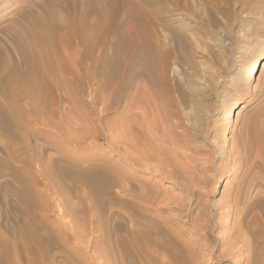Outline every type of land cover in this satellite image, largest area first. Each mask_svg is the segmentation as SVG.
<instances>
[{"label":"bare ground","instance_id":"bare-ground-1","mask_svg":"<svg viewBox=\"0 0 264 264\" xmlns=\"http://www.w3.org/2000/svg\"><path fill=\"white\" fill-rule=\"evenodd\" d=\"M56 1L58 5L62 3V0ZM85 1L65 0L61 8L53 3L54 0H44L40 12L33 8L29 12L21 9L4 20L11 23H0V145L4 146L6 156L23 168L30 170L37 166V174L34 173L29 183L34 188L31 204L25 209L18 205L14 207L15 213L20 215H15V223L24 216L29 225L7 229V239L2 234V242L10 241L14 250L4 253L3 264H22L18 259L20 251L30 254L35 259L34 264H93V260L97 263L98 256L104 253L109 258L118 259V264H203L206 256L211 260L214 258V264H238L239 256L246 264H264V104L243 121L237 133L232 134L229 148L225 146L224 138H220L219 130L209 132L207 128L203 129L204 126V134L201 127L199 130L200 135H205V145H197L192 141L194 138L190 139L191 131L180 122L176 110L167 115L169 120H164L167 128L157 138L160 126L149 123L145 113L138 108L140 86L137 81L142 76L147 77V71L157 70L156 73L164 77L165 68L155 62L139 65L124 60L129 55L130 46L133 49L131 58L139 47L155 56L160 47L145 40L134 41L131 37V33H135L133 26L126 14L120 16L119 3L116 2L111 11L106 7L104 14L102 4L96 2L93 7H87ZM10 2L0 0V9L8 8ZM26 13H32V16L27 17ZM120 27H124L119 32L120 39H115L112 46L121 53L127 51V54L118 57L117 61L115 57L105 65L102 62L103 46H106L112 28L119 30ZM69 50L73 52L72 57ZM263 62L264 54L251 63L247 71L251 80L263 68ZM132 85L134 112L130 116L131 123L127 128L121 126L111 132V137L122 139L119 143L127 149L122 155L126 166L170 180L187 200L175 199L173 193L170 194L172 191L140 179L137 173H126L125 165L105 162L100 170L107 185L98 209L104 216L116 213V218L113 228L103 221L97 234L103 238L104 246L100 247L99 241V247L92 249V257L87 259L82 250L86 227L75 221L50 220L52 214L59 217L73 215L72 206L60 191L63 181L60 189L54 182L59 174L52 162H45L43 154H28L25 145L12 147V140H7V129L18 130L30 126L32 121L37 123L40 121L38 113L44 112L43 116L57 119L60 128L67 130V125L78 120L87 130L92 120H86L84 114L76 110L72 111L71 118H67L58 111V98L83 105L76 95L88 90L91 92L90 104L94 109L100 104L98 112L102 113L121 89ZM155 102L161 105V99ZM248 105V102L241 105V110ZM235 111V108L230 110L228 117H233ZM165 116L163 114L161 118ZM69 119H73L71 123H68ZM70 132L67 131V136L76 138L77 132L82 130L76 128L71 132L75 134ZM127 132L131 139L125 143ZM84 134L89 133L85 131ZM229 173L236 176L232 192L224 190L222 198L227 200L221 198L223 202L210 204L215 183ZM38 185L43 190L38 189ZM113 188L117 189L113 191ZM56 196L63 197V210L58 206L54 209ZM85 199L89 201L87 197ZM111 201L126 207L127 214L121 213L120 208L114 212ZM197 206H202L203 215L197 213L199 216L194 217L192 213ZM89 207L93 208L91 204ZM166 212L173 215L167 213L165 217ZM210 223L218 229L228 224L232 227L229 231L225 229L227 232L224 231L223 235L217 233L213 237ZM187 226L195 231H190ZM72 241L77 242L75 247ZM211 245L213 250H209ZM53 250L64 251L60 263H57L56 255L51 254ZM235 256L239 258L237 261ZM29 263L25 259L24 264Z\"/></svg>","mask_w":264,"mask_h":264},{"label":"rangeland","instance_id":"rangeland-1","mask_svg":"<svg viewBox=\"0 0 264 264\" xmlns=\"http://www.w3.org/2000/svg\"><path fill=\"white\" fill-rule=\"evenodd\" d=\"M10 1L8 8L5 10L0 9L1 24L11 23V21H6V23L4 20L9 16L12 17L21 9L29 12V9L33 8L35 12H40L39 9L44 4V0ZM27 1H31L30 4ZM64 1L62 0L59 5L56 0L53 3L62 8L64 7ZM96 2L103 5L104 14L106 13V7L111 11L116 7V2L119 3L120 16L126 14L133 26L135 33L132 32L131 37L134 41L140 43L145 40L147 43L157 45L161 49L158 55L155 56L143 47H139L134 58H131L130 54H133V49L130 46V49H128L129 55L124 60L139 65L155 62L165 68L164 77L159 76V73H156L157 70L155 72L147 71L148 76H142L137 81L140 86L138 108L145 113L149 123L160 126L156 137H160L161 131L166 130L164 120H169L167 115L176 110L178 116L180 115V122L184 123L186 129L188 128L187 131H191V134L189 133L190 139L194 138L192 141L196 142L197 145L202 143L205 145V135L200 134L201 130L204 134L203 129L207 128V131H211V129L219 130L222 134V136L220 134V138H224L225 146L229 148L232 134L237 133L243 121L253 116L264 104V66L259 69L254 80H251L247 73L251 63L264 54V0L85 1L87 7H93ZM26 15L29 17L32 16V13L30 15L26 13ZM123 29L124 27H120L119 30L112 28L113 31L107 38L106 46H103V64H109L115 57L117 61L118 57L127 54V51L121 53L115 50V46H112L115 39H120L119 32ZM68 53L71 57L73 56L71 50ZM133 93L134 85L123 91L121 89L113 98L109 108L102 113L98 112L101 107L100 104L95 109L90 104L91 92L88 90H85V93L76 95V98L84 103L83 105L69 103L64 98L59 97L57 102L58 111L65 114L66 117L68 116L67 118H71L72 111L76 110L82 112L85 119L87 118L86 120H92V124L87 130L84 128V124L78 120H74L72 122L74 124H70L71 126L67 125V130L60 128L57 119L48 117L46 114L47 117L43 116L44 112L38 113L40 123L32 121L30 126L28 124L22 129H11V131L7 129V131L9 130L7 140H12V147L16 144L25 145L26 148L28 147V154L33 156L43 154L42 157L45 162L47 160L52 162L54 170L59 174L54 182L60 189L62 186L61 181H63L64 186L61 187L60 191L72 206L73 215L71 217L64 214L59 217L57 214H52L50 220L75 221L86 227L87 234L82 250L87 259L92 257V249L104 246L102 244L103 238H99L97 234V230L101 227L103 221L109 228H113L115 223L116 215L114 214L116 213L104 216L98 209V205L104 200L102 193L107 185L100 167L105 162L111 165H125L122 155H124V152L127 153V149H124L123 145L119 143L122 140L121 138L116 140V137H111V132L118 130L121 126L127 128L126 126L131 123L130 116L134 112L132 106ZM154 97L161 99V105L156 104ZM247 102L250 105L241 110V105ZM233 108L236 110L235 114L233 117H228L229 111ZM236 113L238 114L236 115ZM163 114L167 117L165 116L162 119ZM40 115L44 118H41ZM72 120L69 119L68 123H71ZM45 121L48 123H45ZM198 124L199 128L197 127ZM211 126L212 128H210ZM200 127L201 130H199ZM76 128L78 131L82 130V132H77L76 138L74 136V138L68 137L67 131L72 132L73 130L74 132ZM83 129L89 134L82 135L85 133ZM125 131L128 130L125 129ZM16 132L18 134H15ZM101 133H103V136H101ZM129 135L127 132L125 143L131 139ZM6 146L8 145L6 144ZM124 171L126 173H137L140 179L155 183L162 190L167 188L168 192L172 191L170 194L173 193L172 196L175 199L185 198L184 194L176 189L170 180H164L143 171H138L128 164L124 166ZM34 173L37 174L36 165L30 170L23 168L16 160L8 158L4 146L0 145V258L2 259H0V264H3L4 253L14 251L10 241L6 244L2 242L3 236L7 237L6 230L9 228H26L29 225V221L24 216L22 220L16 222L17 224L15 223V215H20L15 213L14 207L18 205L20 209H25L31 204V193L33 194L31 191L34 188H31L29 183L33 180ZM234 179H236V176L229 173L222 176L219 182L215 183L210 204L217 205L218 202L221 203L220 200L224 190L225 192H232V186L236 183ZM37 187L43 190L41 185ZM116 189L113 188L112 190L115 191ZM63 197L56 196L54 209L57 206L61 210L64 209ZM86 197L89 199L88 202L85 199ZM186 200L185 198L183 201ZM223 200L221 201L223 202ZM89 204L93 208L89 207ZM110 204L114 208V212L117 208H120L121 213L127 214V208L123 207L121 203L111 201ZM199 207L201 208L200 213L198 212L200 211ZM167 213L173 215L166 212L165 217ZM197 213L203 215L202 206H197L192 215L196 217ZM210 224L213 237L223 235L232 227L231 224H228L227 228L218 229L212 223ZM187 229L195 231L190 226H187ZM2 234L4 235L2 236ZM72 242V246L75 247L77 242ZM209 250H213V245L210 246ZM63 253L62 250L51 251V254L56 255L57 263L61 262L60 256ZM235 258H237L236 261L240 258L237 261L238 264H246V261L242 262V256H239V258L235 256ZM18 259L22 260V264H24L25 259L30 261L29 264L35 262L30 254L23 251H20ZM117 260L114 257L113 259L107 257L104 253V255L98 256L97 263L93 260V264H118ZM202 261L203 264L215 263L214 258L211 260L207 256ZM86 264L90 263L86 262Z\"/></svg>","mask_w":264,"mask_h":264}]
</instances>
